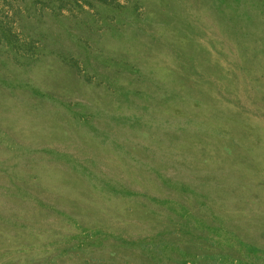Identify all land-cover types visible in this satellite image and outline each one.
Instances as JSON below:
<instances>
[{"label": "rangeland", "instance_id": "rangeland-1", "mask_svg": "<svg viewBox=\"0 0 264 264\" xmlns=\"http://www.w3.org/2000/svg\"><path fill=\"white\" fill-rule=\"evenodd\" d=\"M0 264H264V0H0Z\"/></svg>", "mask_w": 264, "mask_h": 264}]
</instances>
